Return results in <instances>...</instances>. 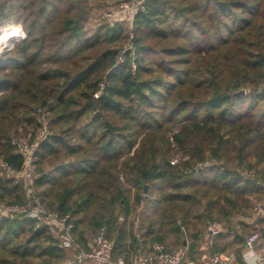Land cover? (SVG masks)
I'll list each match as a JSON object with an SVG mask.
<instances>
[{
  "label": "trees",
  "instance_id": "1",
  "mask_svg": "<svg viewBox=\"0 0 264 264\" xmlns=\"http://www.w3.org/2000/svg\"><path fill=\"white\" fill-rule=\"evenodd\" d=\"M92 1L0 0L22 32L0 53V159L26 167L21 125L35 143L31 183L0 173V201L39 197L84 248L103 227L113 260L154 241L197 259L209 222V253L241 258L264 198V0H145L132 36L86 28ZM55 262L80 264L47 224L0 216V264Z\"/></svg>",
  "mask_w": 264,
  "mask_h": 264
},
{
  "label": "built area",
  "instance_id": "2",
  "mask_svg": "<svg viewBox=\"0 0 264 264\" xmlns=\"http://www.w3.org/2000/svg\"><path fill=\"white\" fill-rule=\"evenodd\" d=\"M145 0H118L115 1L107 10L101 15V18L107 20L110 23L119 22L123 23L130 36H132V20L134 14L138 9L144 7ZM22 40V32L19 25H10L0 23V53L5 49L13 48L19 44ZM135 55V54H134ZM133 55V56H134ZM122 59V56L119 58ZM132 66H135L132 61ZM39 111L42 109L38 108ZM47 129L44 128L37 135L38 138L44 136L47 133ZM11 142L15 144L19 150H21L26 157V167L20 171L24 172L25 169H29L27 174L29 176L28 183H31L32 170L31 162L33 159L32 151L35 143L29 139H19L12 137ZM177 160L173 158L172 161ZM17 173L12 170L8 163L0 159V173ZM18 172V173H20ZM246 173L252 172L246 170ZM31 191V187L28 188ZM15 214H24L31 218L36 219V225L47 224L49 232L59 237L63 245L66 248H73L72 259H75L80 264L87 262H93L94 264H126L125 258L119 256L116 260L111 258V246L112 242L106 237L105 229L102 227L93 237L90 242L89 248H84L73 239L71 232L73 223L68 219V214L59 215L57 212L45 207L39 197L32 196V201L29 203L20 202H1L0 203V216H12ZM264 215V198L257 201L253 205V214L251 220L254 221V229L248 234L244 241V246L247 248H253L257 242L262 238L264 226L255 220L256 217ZM219 227L217 223L210 222L207 225L208 243L211 244L213 237L218 233ZM141 236V232L137 233ZM140 240L141 237H139ZM135 256L131 259V264H198L196 259L186 258V248L181 250H169L163 243L154 241L150 244L148 250H142L143 244ZM210 264H228V258L220 255L219 253L211 254L209 258ZM249 262V261H248ZM253 264H264V248L257 251L254 255ZM53 264H61L55 262Z\"/></svg>",
  "mask_w": 264,
  "mask_h": 264
},
{
  "label": "rangeland",
  "instance_id": "3",
  "mask_svg": "<svg viewBox=\"0 0 264 264\" xmlns=\"http://www.w3.org/2000/svg\"><path fill=\"white\" fill-rule=\"evenodd\" d=\"M115 1H118V0H95V1H92V3L94 4L93 7L89 10L88 12V17H87V21L85 23L86 25V28H90V26H96L97 24L105 21L104 18H101V15L107 10V8L109 6H111ZM49 112H47L46 114H48ZM43 127H41L37 132H36V136L40 133V131L42 130ZM26 131L23 127V125L19 126L18 127V133H17V138L19 139H28V137L25 135ZM35 136V137H36ZM16 137V136H15ZM37 139V138H35ZM180 152L178 153H175L174 154V158H178L180 156ZM31 169V167H30ZM32 170V169H31ZM27 171H30L29 169H25L24 172H20V173H9L7 174V176H13V178H15V180L17 179L18 181H22L24 182V185L26 183V181H28V174H27ZM147 190V189H146ZM1 202H5V201H0ZM246 220H249V217L246 218ZM210 223V222H209ZM208 223L206 224V227H207ZM138 232H141L139 229L137 231ZM73 248H66V252L67 254L72 257L73 255ZM132 259V258H131ZM130 258H125V263L126 264H131L132 261H131ZM113 260V259H112ZM87 264H94L93 262H87Z\"/></svg>",
  "mask_w": 264,
  "mask_h": 264
},
{
  "label": "crops",
  "instance_id": "4",
  "mask_svg": "<svg viewBox=\"0 0 264 264\" xmlns=\"http://www.w3.org/2000/svg\"><path fill=\"white\" fill-rule=\"evenodd\" d=\"M7 24V23H5ZM9 24V23H8ZM10 25H19L18 22ZM260 222V221H258ZM261 223V222H260ZM264 226V223H261ZM209 246L210 244L208 243V233L206 230V233L200 238L199 240V246H198V255L196 261L198 264H210L209 263V258L211 254L209 253ZM264 248V237H262L255 247L247 248L245 246L241 247L240 250V257L238 258V255L236 254L235 251L231 250L228 252L226 258H228V264H253V259L254 255L257 251H260ZM249 261V262H248Z\"/></svg>",
  "mask_w": 264,
  "mask_h": 264
},
{
  "label": "water",
  "instance_id": "5",
  "mask_svg": "<svg viewBox=\"0 0 264 264\" xmlns=\"http://www.w3.org/2000/svg\"><path fill=\"white\" fill-rule=\"evenodd\" d=\"M0 180H1V178H0ZM146 189H147V184H144V190L146 191Z\"/></svg>",
  "mask_w": 264,
  "mask_h": 264
}]
</instances>
